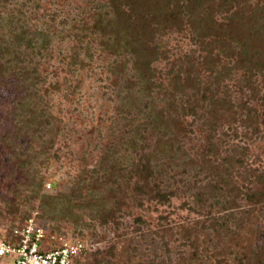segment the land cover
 Instances as JSON below:
<instances>
[{
    "label": "rangeland",
    "instance_id": "obj_1",
    "mask_svg": "<svg viewBox=\"0 0 264 264\" xmlns=\"http://www.w3.org/2000/svg\"><path fill=\"white\" fill-rule=\"evenodd\" d=\"M239 3L234 2V8L252 11L264 0ZM204 4L203 8L195 2L193 14L182 22L163 24L154 37L163 54L152 63L155 76L144 82L133 55L119 47L123 33L113 24L119 25V3L115 9L111 0H0V64L7 63L0 74V230L33 219L44 227L49 248L82 246L72 264H95L112 248L125 260L127 251L134 256L135 247L139 249L135 261L142 264H188L194 237L184 239L181 226H192L201 217L194 194L206 193L205 211L215 204L213 215L225 212L223 192L208 188L204 181L200 189L192 185L206 177L197 173L201 164L212 171L211 165L227 160L216 181L227 178L243 187L239 210L251 208L244 192L249 188L264 192L258 178L264 176V125L257 132L253 114L248 122L253 125L246 127L244 105L259 114L263 107L246 87L242 70L223 77L218 89V99L227 93L231 105L217 100L216 106L199 110L204 118L197 123L182 110L195 90L186 82L183 91L178 90L179 83L175 86L180 70L183 81L186 71L192 70V78L204 88L213 79L207 68L217 70L216 75L229 65L225 57L221 61L213 57L211 66L203 63L208 51L195 43L192 21L211 15L208 20L213 22L214 17L220 23L227 14L218 0ZM97 19L112 24L106 31L104 26L94 30ZM217 48L211 46L216 53ZM35 71L37 78L31 77ZM24 72H29L27 79ZM257 79L264 95L262 74ZM175 99L178 108L173 112L169 106ZM208 148L216 155H206ZM147 160L154 170L172 161L175 170L170 174L176 181L169 182L178 183L181 191L167 204L152 200L140 188L143 181L137 172ZM157 181L166 183L167 176ZM250 217L251 230H259L260 237L247 236L260 248L264 205H256ZM162 227L173 228L166 233L168 244L153 234L159 243L158 251H153L152 238L139 235L162 232ZM213 233L207 224L199 234L201 250Z\"/></svg>",
    "mask_w": 264,
    "mask_h": 264
},
{
    "label": "trees",
    "instance_id": "obj_2",
    "mask_svg": "<svg viewBox=\"0 0 264 264\" xmlns=\"http://www.w3.org/2000/svg\"><path fill=\"white\" fill-rule=\"evenodd\" d=\"M218 1L221 11L224 10L227 13L222 22L218 23L214 17H212L213 22L208 20L207 18L211 15L206 16V19L203 16H198V18L193 19L192 26L196 32L195 43L203 46V49L208 51L203 63L207 66H211V64L215 63V58L213 57H216L218 61H221V59L225 57L229 60V65H224L223 69L218 70L219 72L216 75H213V71L217 72V70L210 67L207 68L213 79H211L210 83L204 88H201L200 83L196 82L197 79L195 80L192 78V70L186 71L187 77L184 81L182 78V71L180 70V74L174 79L175 86L179 83L177 86L178 90L183 91L184 88H186L184 84V82H186V84H190L192 89L195 90L186 105L184 107L182 106L183 116L192 117L195 123H197L200 119L204 118L203 115L201 117L198 113L200 109L216 106L218 103L217 100H220L219 102L223 105H231V97H229L227 93L225 97L218 99V89L223 77L230 76L235 69L238 71L242 70L246 87L251 90L253 97L257 99V101L259 100V103L263 107V113L259 114L256 109L244 105V108L248 110L245 120L246 127L253 125V123L248 124V122L252 120V117H255L253 115L255 114L256 120L254 126L257 129L256 131L260 132V125H264V95H260L261 89L258 84L257 75L262 74V80L264 81V46L262 47L264 43V40H262L264 35V4L262 6L258 5L255 10L246 11L244 9L234 8V2L238 5L240 4L239 0ZM111 2L115 9L117 8L116 4L119 3V5H121L118 12L120 19V21H117L119 24L118 27L117 23L113 21L116 29L121 27L118 33H123L118 39L119 47H125L126 51L133 55L136 69L144 71L141 72V79L144 80V82H150L152 77L155 76V69L152 67V63L163 54L160 48L154 44V37L161 30L163 24L165 22L179 23L184 20L185 16L190 15L191 17L193 10L190 11V9L195 2L203 8L206 6L204 4L206 0H160L157 4H153L150 0H111ZM122 7H126L127 10H122ZM205 8H208V6ZM190 20H192V18ZM110 24H112V22L103 25V21L97 19L93 29L97 30L104 26L102 30L106 31ZM200 31H203V34ZM23 37L24 35L22 34L21 38L23 39ZM212 45H218L217 49L220 51H218V53L213 52L211 49ZM0 61L2 62V60ZM6 69L7 63H1L0 74H4ZM28 74L24 72L25 79L29 77ZM31 77L37 78V72H33ZM181 81H183V83H181ZM177 104L178 101L175 99V103L169 106V110L173 112L176 111L178 108ZM222 104L220 106H222ZM192 125L193 122L191 123V126ZM211 131L216 132L214 128H212ZM211 139L213 138L209 136L208 140ZM214 145V143L210 144V146ZM231 147L233 151L236 152V147ZM243 148L247 150L246 147H242L241 149L243 150ZM213 151L214 149L208 148L205 153L206 155L213 153L216 155ZM225 152H228V150ZM146 162L147 164L144 165L143 169L137 172L138 178L140 181H143L140 188L143 193L149 195L152 200L158 201V203L163 205L169 203L171 199L177 197L179 191H181L180 187H178V183L175 182L171 184L172 182H169L170 179L171 181H176V176L170 174L171 170H175L171 167L172 161H168V163L165 164L166 167H164L165 165L163 164L164 166L161 165L156 170L152 169L153 166L150 164L149 160ZM226 162L227 160H224L223 163H219V166L216 167L214 164L213 166L211 165L214 171L210 169L206 170L205 168L208 166L201 164L199 172L197 173L199 175H206V177L200 182L193 181L192 185L196 188L200 189L201 185L206 182L208 188L214 187L217 191L223 192L226 203L223 207L224 213L213 215L212 208L215 207V204H210V206L207 207L209 208L208 212L205 211L206 206H204V204L207 205L208 201L205 198L206 193L204 191H198L194 194L196 202L199 203L200 210L198 211H200L199 214L202 218L200 217L195 220L192 226H181L184 239L190 236L194 237V240L192 238L190 242V248L193 250L188 264H192L193 261H197L198 264H264V246L260 248L256 247V241L254 240L253 242L247 236V234L252 233L256 240L260 237L259 230L257 231L258 234L251 230L250 213L256 205H264V192H257L251 188H246L248 192H244L243 199L245 204L251 208L249 210H239L240 206L237 203L241 193H243V187L239 184L234 185L233 182L227 178L225 180L216 181V174L221 171V166ZM238 163H240V167H244L243 160H239ZM194 164L195 163L192 165L194 166ZM154 174L157 175L156 179L154 178ZM254 174L258 175L259 172H255ZM168 175L170 178H168ZM160 176H167L168 182L159 183L157 179ZM258 178L261 183H264V176H262V174H259ZM188 189L191 190V186L188 187ZM228 197H230V200H227ZM217 203L218 201L216 204ZM207 224L210 225L214 233L213 235H208L205 248L201 250L198 237L199 234L206 230ZM162 229V232H147L139 235V237L144 238L143 240H146L148 237L152 238L153 251H158L159 243L153 238V234L157 237L159 236L161 242L167 246L168 243L165 241L166 233L173 230L172 227H162ZM166 249V252L170 254L169 248ZM138 250L139 249L136 247L132 248V252L135 253L133 257H131L132 255L129 256L130 253L127 251L128 257L123 260L124 254L121 255L117 253L116 248H112L108 250L105 255L99 257L95 264H142L141 262L135 261ZM179 257V261L184 260L182 254H180ZM153 258L154 260L157 258V253H155Z\"/></svg>",
    "mask_w": 264,
    "mask_h": 264
},
{
    "label": "built area",
    "instance_id": "obj_3",
    "mask_svg": "<svg viewBox=\"0 0 264 264\" xmlns=\"http://www.w3.org/2000/svg\"><path fill=\"white\" fill-rule=\"evenodd\" d=\"M50 240L44 227L33 219L9 231L0 230V264H72L82 246L63 244L49 248Z\"/></svg>",
    "mask_w": 264,
    "mask_h": 264
}]
</instances>
